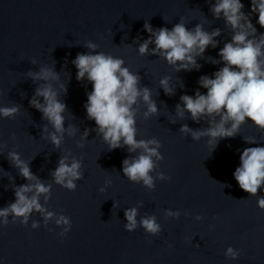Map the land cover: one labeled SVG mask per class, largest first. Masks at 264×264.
<instances>
[{
	"label": "water",
	"instance_id": "1",
	"mask_svg": "<svg viewBox=\"0 0 264 264\" xmlns=\"http://www.w3.org/2000/svg\"><path fill=\"white\" fill-rule=\"evenodd\" d=\"M242 2L244 11H250V0ZM181 17L188 28L200 23L208 31L223 30L218 48L209 47L205 58L198 60L200 71L176 73L163 59L138 53L139 42L148 38L143 30L146 21L153 28L171 29ZM255 21L253 16L258 33L264 32ZM231 34L223 20L213 18L206 0H0V106L20 105L15 118H0V145H6L0 148V207L14 200L13 178L17 185L26 183L8 160L9 151H18L30 161L32 172L45 183H52L51 170L68 153L83 157L84 174L75 191L53 183L45 205L71 219L66 237L58 235L61 229L54 221L45 227L38 213L31 218L41 222L35 230L31 220L28 226L10 222L0 227V264H264V210L232 175L240 151L257 146L244 143L243 137H255L264 145V132L245 123L234 138L221 140L210 154L207 138L194 141L179 131L183 124L207 127L206 121L175 117L180 95H193L199 76L220 67L207 57L218 58L219 47ZM88 41L98 44L97 51L122 58L124 66L141 77L140 86L152 90L159 113L145 119V106L138 104L136 126L138 139L154 137L162 144L164 158L152 175L164 172L170 179H156L155 189L123 176V159L134 155L126 148L109 151L94 132L83 141V149L77 146L85 127L95 126L86 119V89L76 80L77 70L71 63L78 52L89 51L84 47ZM42 66H54L67 86V94H61L68 109L65 127L78 129L74 137L65 134L60 148L43 138L47 121L29 104L36 84L26 73ZM164 75L173 77L176 95L167 96L160 89ZM109 178L111 185L101 193ZM261 194L258 190L257 195ZM40 200L43 204L44 197ZM130 207L138 208V221L154 215L161 233L151 236L140 227L125 231L124 210ZM168 209L179 210L181 216H168ZM197 214L201 221L195 220ZM229 246L240 250L239 259L225 258Z\"/></svg>",
	"mask_w": 264,
	"mask_h": 264
},
{
	"label": "clouds",
	"instance_id": "2",
	"mask_svg": "<svg viewBox=\"0 0 264 264\" xmlns=\"http://www.w3.org/2000/svg\"><path fill=\"white\" fill-rule=\"evenodd\" d=\"M209 11L214 19L223 20L224 27L230 29L231 36L219 47L217 57H207L214 65L220 67L210 75L203 74L197 80L198 87L193 95L182 94L175 105V117L188 119L199 123L204 120L207 127L193 129L187 124L181 125L179 131L189 135L192 140L206 142L210 154L225 138H234L242 125L251 123L264 132V32L258 33L255 24L264 28V0H250V11L245 12L242 0H206ZM143 30L148 38L138 44L141 56L154 55L163 59L174 72L200 71L202 65L198 60L205 58L206 50L218 48L223 30L219 27L211 31L197 23L188 28L183 17L171 29L167 27L153 28L146 21ZM140 41V37H136ZM153 45V47H149ZM84 47L89 51L78 52L71 63L76 68V80L85 87L87 97L83 108L86 119L94 121V127H85L77 146L85 147L83 141L94 132L108 146V150L126 148L128 153L134 154L121 163V172L130 182L142 184L148 189H155V180L170 179L164 172L153 177L158 162L163 160L160 152L161 142L156 138H137V106L143 104V117L148 119L159 113L156 100L152 98V90L140 86L139 74L124 66L122 58L97 51L98 44L88 41ZM35 59L32 63H35ZM27 77L36 84L34 94L29 100L32 108L42 114L47 124L42 128V136L55 148H60L65 134L74 137L78 129L74 125L65 127V113L68 110L61 94H67V86L61 82L60 74L54 66H42L38 71L29 70ZM171 75H164L159 80V87L167 96L176 95V87L172 83ZM180 88L185 87L180 81ZM91 90L88 91V85ZM204 89L206 91H201ZM20 111V105L0 106V118H15ZM175 123V120H171ZM49 126L51 130H49ZM244 143L257 145L246 147L240 151L239 164L232 173L239 188L250 196H256L257 207L264 210V145L255 137H243ZM6 145H0V148ZM7 158L18 170V174L26 183L17 185L11 180L14 200L4 207H0V227L11 223H20L38 229L41 222L32 220L34 213H38L45 227L49 221L61 229L58 235L63 238L71 229V219L61 213L49 210L45 205L51 198L52 184L59 185L68 191H75L77 181L83 179L82 159L71 153L62 155L54 170H51L52 183H45L35 175L30 167V161L21 158L18 151H9ZM111 178L105 180L99 189L105 192L111 185ZM258 190L261 195H257ZM41 196L44 203H41ZM142 206V205H141ZM138 208L130 207L124 210V229L134 232L138 227L145 233L157 236L162 226L154 215L137 220ZM187 215V213H185ZM167 215L178 219L179 210H167ZM196 221L203 217L197 214ZM212 227V226H210ZM171 247V245H169ZM239 249L229 246L224 256L229 260L239 259Z\"/></svg>",
	"mask_w": 264,
	"mask_h": 264
}]
</instances>
